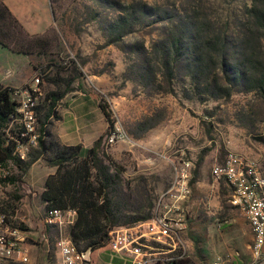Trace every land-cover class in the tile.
<instances>
[{
    "label": "rangeland",
    "instance_id": "obj_1",
    "mask_svg": "<svg viewBox=\"0 0 264 264\" xmlns=\"http://www.w3.org/2000/svg\"><path fill=\"white\" fill-rule=\"evenodd\" d=\"M50 3L56 24L41 81L46 95L63 98L50 115L46 103L39 129L43 125L62 146L91 148L102 138V153L130 185L129 212L137 214L153 212L181 161L193 163L195 178L198 161L204 160L201 189L209 191V201L201 204L197 233L188 222L184 236L190 248L179 262L212 264L229 253L240 255L241 225L249 223L230 203L232 188L215 181L212 169L233 152L256 160L264 176V99L252 82L264 78V29L258 25L264 0ZM0 34L19 38L1 0ZM45 77L57 82L49 84ZM112 133L123 137L107 145ZM40 166L43 174L49 172L47 163ZM27 183L25 173L14 185ZM14 191L22 196L20 188ZM57 236L49 231V253L39 244L31 264L53 256Z\"/></svg>",
    "mask_w": 264,
    "mask_h": 264
},
{
    "label": "built area",
    "instance_id": "obj_2",
    "mask_svg": "<svg viewBox=\"0 0 264 264\" xmlns=\"http://www.w3.org/2000/svg\"><path fill=\"white\" fill-rule=\"evenodd\" d=\"M41 71L20 88H12L11 102L14 113L0 129L1 146L10 152V158L0 164V191L4 187L24 179L20 167L28 163L30 155L39 150L42 133L39 115L46 104V94L41 85ZM48 103V102H47ZM110 134L107 145L119 138ZM213 178L225 180L232 188L230 203L239 208L248 221L253 240L250 246L253 263L264 262V176L258 162L252 158L228 152L221 164L212 169ZM193 163L181 161L176 167L167 190L159 197L151 219L131 227H117L109 232L107 247L114 255H123L135 264H177L185 249L166 248L176 242L188 227V214L182 206L192 199ZM76 220L74 210H47L46 225L58 229L55 242L56 264H87L91 251H79L68 235V229ZM22 229L7 212L0 209V264H27V252L21 247ZM152 244L163 246L155 248ZM212 264H223L217 259Z\"/></svg>",
    "mask_w": 264,
    "mask_h": 264
},
{
    "label": "trees",
    "instance_id": "obj_3",
    "mask_svg": "<svg viewBox=\"0 0 264 264\" xmlns=\"http://www.w3.org/2000/svg\"><path fill=\"white\" fill-rule=\"evenodd\" d=\"M1 7L6 16L13 21L19 32V38L0 34V45L16 54L46 56L50 41L45 37L30 38L27 36L2 3ZM255 11L257 19V10ZM259 21V27L264 29V12L262 11ZM22 39L24 42L30 43L29 48L25 43L23 44ZM35 41L37 42L36 46H34ZM23 46L25 47L23 48ZM37 71H41L43 77L44 72L42 70ZM44 81L49 84L57 82V80L47 77L44 78ZM252 82L264 99V78H254ZM41 85L43 86L42 81ZM11 93L12 88L0 87V129L9 122L14 113V104L10 98ZM62 98L63 94L56 92H50L46 95V101L50 104L49 115ZM45 107L46 104L43 109ZM102 109L109 123V129H112L113 124L110 121V116L104 108ZM40 131L42 137L38 156L36 158L30 157L28 163L21 165L20 169L25 174L29 166L38 157H42L50 166L56 168L55 173L46 179L45 190L41 198L47 210L70 209L76 212V220L68 229V235L77 250L96 251L101 249L107 245L109 232L114 228L131 227L138 222L152 218L153 212L151 210L142 212V214H137L136 210L129 212L126 202L132 197V194L129 193L130 185L124 182L118 170H113L114 165L111 160L102 153L100 149L102 138L97 140L92 148L87 149L79 145L61 146L49 132L44 130L43 125ZM1 143L0 138V164L5 163L10 158V152L4 150ZM201 163L202 159H199L197 168ZM196 175L195 172L193 182Z\"/></svg>",
    "mask_w": 264,
    "mask_h": 264
},
{
    "label": "crops",
    "instance_id": "obj_4",
    "mask_svg": "<svg viewBox=\"0 0 264 264\" xmlns=\"http://www.w3.org/2000/svg\"><path fill=\"white\" fill-rule=\"evenodd\" d=\"M1 3L27 36L30 38L45 37L50 43L53 42L51 38H48L56 24L50 0H1ZM48 58L35 54H16L0 45V87L20 88L24 86L32 79L37 70L42 69V63L46 60L48 61ZM82 147L87 148L86 146ZM43 162L50 166L42 157H38L36 161L29 166L26 172V174H28V183L26 186L15 187L14 183H12L0 191V209L10 214L15 223L20 225L22 229V242L20 245L27 252L28 263L30 264L35 262L39 256L37 250L39 244H41L46 253H49V248L52 245L48 238L49 231L51 232L54 229L59 235L56 227L46 225L44 222V215L47 209L41 195L45 190L46 179L55 172H53L52 169L54 167L50 166L49 172L43 174L40 166V163ZM196 173L199 179L191 185L193 191L192 199L189 203L182 206V212L188 214V222L191 230L197 233L199 226L202 224L199 216L203 214V208H205L204 206L202 207L201 204L203 202H208V197L210 196L209 191L204 192V190L201 189L202 182L207 176V166L204 160L197 168ZM39 185H41L40 189H37ZM16 188H20L17 194H22L21 197L13 195L15 192L14 189ZM244 223L245 222H243V224ZM241 232L245 234L241 239V248L239 247L241 256L238 252L229 253L222 259L223 264H246L252 259L250 246L253 237L249 225H245V228L241 225ZM38 241L40 242L38 243ZM32 242H34V245H31ZM179 245L185 250L190 248L189 242L184 234L178 241L170 242L166 248H178ZM152 246L155 248H163V246L156 244H152ZM55 262L56 250L52 257L47 255L43 259L44 264H56ZM87 264L135 263L126 256L112 254L106 245L101 249L91 251V261Z\"/></svg>",
    "mask_w": 264,
    "mask_h": 264
}]
</instances>
